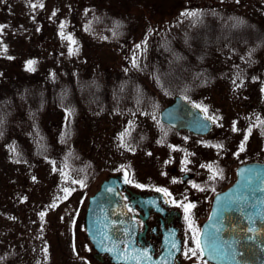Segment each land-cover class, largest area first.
<instances>
[{"label":"rangeland","instance_id":"obj_1","mask_svg":"<svg viewBox=\"0 0 264 264\" xmlns=\"http://www.w3.org/2000/svg\"><path fill=\"white\" fill-rule=\"evenodd\" d=\"M99 1L102 4L90 5L95 4L96 0H84L82 4L87 3L84 7L75 6L74 0H0L1 84L17 82L15 84L34 85L38 89L42 83L47 86L54 84L55 87L69 80L76 85L75 81L81 78L83 83H92L93 86L95 82L97 89L110 92L107 98L100 100L98 91L92 92L93 89L89 86L73 107L49 109L39 115L38 119L43 126L47 142V152L43 156H34L32 150H21L22 161L13 162L7 158L3 149L5 145H0V181L6 179L0 185L3 186L9 181L8 187L13 190L12 200L16 201L8 200L9 205L6 206L2 202L6 195L0 191V254H13L10 249L12 244L19 243L25 253L21 254L20 263L32 264L38 259L40 264H102L91 255V246L80 225L79 209L102 178L115 173L118 166L127 163L118 162L119 159L128 158L127 153L119 159H115L113 155L119 131L125 127L123 118L129 113L136 118L141 116L140 123L146 124L148 120L158 121L161 107L158 110L131 109L126 98L116 95V87L119 83L128 84L126 89L129 91L136 83L135 80L138 81L134 76L137 71L128 69L126 76L121 75L120 70L123 67L131 68L129 62L138 66L135 57L138 46L133 43L150 36L146 32L153 31L156 24L154 20L149 21L147 11L156 16L158 12L155 8L162 10V7L167 5L164 0L162 3H159V0ZM234 1L244 7V0ZM234 1L226 0L231 2L230 4ZM182 2L190 9L195 0ZM72 8L76 11L75 16L71 13ZM139 12H146L147 15L139 20L136 17ZM112 13L125 16L129 24L135 28H138V24L139 28L134 32L127 30L126 34L117 39L105 40L101 34L103 24L110 23L111 17H114ZM78 29L80 34L77 33ZM148 57L147 51L143 60L148 61ZM29 61L34 62L31 66L33 70H29ZM163 63L171 65L173 62L167 59L152 60L148 61L147 65L161 66ZM87 74L93 75V79L88 80ZM196 81V95L200 97L201 94H208L204 101L201 100L206 108H203L201 103L196 104L208 113L207 115L217 112L211 133L215 132L217 138L226 143L230 138V118L226 112L240 110L241 104L264 112V102L258 97L236 102L234 92L226 93L222 90L224 99L221 100L214 87L208 90L199 79ZM139 82L150 84L152 81L146 77ZM227 86L229 89L228 84ZM223 88L225 89L224 85ZM171 101L172 98L167 99L164 105ZM248 106H244L242 112H249L246 111L249 110ZM64 127L70 129V137L66 142L61 138ZM157 132L160 135L163 133ZM233 133L231 137L241 138L240 134ZM31 137L25 135V148L30 149L35 144V140L30 141ZM256 138L253 134L252 138L248 139L247 155L255 152L257 144L262 145L261 138H257L258 141ZM177 139L188 143L186 145L189 147L192 145L193 139L190 136H177ZM13 140L14 138L10 137L8 142L13 143ZM149 140L154 141V137L151 136ZM168 149L170 147L164 144L154 145L152 154L147 155L143 146L137 148V152L132 154L136 168L148 167L153 172L157 158H165ZM186 149L190 151L189 148ZM203 157L208 158L209 155L204 154ZM220 160L223 163V159ZM231 161V166L239 162L238 159ZM64 166L65 173L62 172ZM86 170L91 179L83 184L82 178H85ZM65 189L69 192H64ZM21 195H24L22 200ZM41 212L44 213L43 218L40 216Z\"/></svg>","mask_w":264,"mask_h":264},{"label":"trees","instance_id":"obj_2","mask_svg":"<svg viewBox=\"0 0 264 264\" xmlns=\"http://www.w3.org/2000/svg\"><path fill=\"white\" fill-rule=\"evenodd\" d=\"M74 1L75 6H87V3L82 4L84 0ZM161 1L159 0V3H162ZM230 3L226 0H195L189 9L182 0H164L167 6L162 7V10L155 8L158 12L156 16L147 11L149 21L154 20L156 24L153 31L146 32L150 36L133 43L138 46L135 54L138 66L129 62L131 68L123 67L120 70L121 75L126 76L128 69L137 71L134 76L138 81L135 80L136 83L129 91L126 89L128 84L119 83L116 95L126 98L131 109L158 110L167 99L176 94L201 103L208 94L202 95L199 89L201 96L196 95L194 89L198 86L196 79H199L208 90L214 87L221 100L224 99V90L226 93L234 92L236 102L256 97L264 102V0H244L243 8L235 1ZM97 4L102 2L96 0L95 4L90 5ZM71 13L75 16L74 8ZM112 15L114 17H111L110 23L103 24L101 34L105 40L117 39L126 34L127 30L134 32L139 28L138 24V28L129 24L125 16L113 13ZM146 15V12H139L136 17L140 20ZM77 33L80 34L79 29ZM147 51L148 61L167 59L173 63L149 67L148 61L143 60ZM87 75L88 80L93 79V75ZM22 77L21 75L20 79ZM146 77L152 81L150 84L139 82ZM80 79L75 81L76 85L70 80L55 87L54 84L47 86L42 83L38 89L34 85L0 82V145H5L3 149L8 159L13 162L22 161L21 150H32L34 156L46 154V136L38 119L43 112L73 107L89 86L92 87V92L98 91L100 100L110 95V92L97 89L95 82L92 86V83L86 84ZM231 87L235 91H232ZM244 106L248 105H239L241 108ZM248 107L251 109V106ZM69 131L66 127L62 128L61 138L65 142L70 137ZM25 135L32 136L30 141L35 140L30 149L24 147ZM10 137L14 138L13 143L8 142ZM64 171L65 168L62 172ZM5 180L2 179L0 183ZM8 185L9 181L3 186L0 185V191L6 195L2 200L6 206L9 205L7 201L13 198V190ZM20 199H24V195H21ZM10 249L13 254H0V264H25L20 263V256L24 253L21 245L15 242ZM40 263L38 259L32 262Z\"/></svg>","mask_w":264,"mask_h":264},{"label":"flooded vegetation","instance_id":"obj_3","mask_svg":"<svg viewBox=\"0 0 264 264\" xmlns=\"http://www.w3.org/2000/svg\"><path fill=\"white\" fill-rule=\"evenodd\" d=\"M231 90L235 91L233 87ZM242 111L243 108L226 112L230 118L227 143L218 139L215 132L211 133L217 112L211 115L204 112L210 120L209 131L204 133L168 125L159 119L160 112L158 121L148 120L146 124L140 123L141 116L136 118L128 113L123 118L125 127L119 131L113 155L119 159L127 153L128 158L118 161L127 163L102 178L79 209L80 225L89 241L85 233V216L90 197L103 180L116 177L115 187L106 189L105 195L97 198L93 214V220L97 221L98 255L102 264H126L120 260L133 259L146 260L147 264H220L215 260L225 259L227 251L222 252L225 249V234L217 230V227H222V222H213L210 260L203 257L200 248L196 247V240H199L204 220L213 210L219 211L223 207L224 200L219 195L236 180L238 167L250 162L264 163V112L252 109ZM178 115L186 122L196 119L191 112H178ZM201 125L203 128L204 124ZM157 131H162V135ZM233 132L240 134L241 138L231 137ZM253 134L259 140L261 138L262 145L257 144L255 152L247 155L248 139ZM151 136L154 141L149 140ZM177 136H190L193 146L189 147ZM158 144L170 147L167 156L157 158L153 172L148 167L137 169L132 157L136 149L143 146L148 155L152 154V146ZM204 154L209 157L204 158ZM232 159L239 162L231 166ZM69 175H73L72 172ZM84 176L91 179L87 170ZM189 204L195 207L186 213L185 206ZM89 244L93 256L95 248ZM193 250L196 255H193Z\"/></svg>","mask_w":264,"mask_h":264},{"label":"water","instance_id":"obj_4","mask_svg":"<svg viewBox=\"0 0 264 264\" xmlns=\"http://www.w3.org/2000/svg\"><path fill=\"white\" fill-rule=\"evenodd\" d=\"M159 112L162 121L178 129L186 127L204 133L210 127V120L204 116L203 111L181 95H175ZM178 112H191L196 119L186 122L180 119ZM200 123L204 124L203 128ZM114 182L115 178L104 181L98 192L90 198L86 233L94 247H98L99 242L97 224L90 219L94 201L105 195L103 190L113 188ZM219 197L224 200L223 207L219 211L213 210L201 225L199 242L203 257L211 259V231L213 222L217 221L222 222V227H217L218 232L223 231L226 238L222 252L226 250L227 253L225 259L218 258L215 261L220 264H264V163L250 162L239 166L236 180ZM94 256L99 258L98 254ZM122 261L127 264H147L139 259Z\"/></svg>","mask_w":264,"mask_h":264},{"label":"snow or ice","instance_id":"obj_5","mask_svg":"<svg viewBox=\"0 0 264 264\" xmlns=\"http://www.w3.org/2000/svg\"><path fill=\"white\" fill-rule=\"evenodd\" d=\"M190 15H194V14H190ZM0 27H2V26H0ZM34 62L33 61H29V70H33L32 68H31V66H32V64H33ZM241 151H243V145L241 146ZM208 167L209 168H211V165H208ZM193 187H199L198 185H193ZM202 190V189H201ZM65 192L66 193H68L69 192V190L68 189H65ZM67 198V195L65 196V199ZM53 207H55V205H52ZM193 207H195V205H192V204H189V205H187V206H185V212L187 213L191 208H193ZM40 216H41V218H43V216H44V213L43 212H41L40 213ZM188 217H186V219H187ZM253 229H249V231H252ZM196 247L197 248H200V242H199V240L197 239L196 240ZM193 255H196V252H195V250H193Z\"/></svg>","mask_w":264,"mask_h":264}]
</instances>
